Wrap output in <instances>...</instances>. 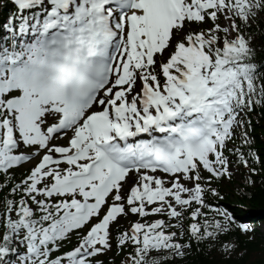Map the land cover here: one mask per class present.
<instances>
[{
	"label": "snow or ice",
	"instance_id": "6c2138e0",
	"mask_svg": "<svg viewBox=\"0 0 264 264\" xmlns=\"http://www.w3.org/2000/svg\"><path fill=\"white\" fill-rule=\"evenodd\" d=\"M254 117L264 0H0V264H239Z\"/></svg>",
	"mask_w": 264,
	"mask_h": 264
},
{
	"label": "trees",
	"instance_id": "16d2710c",
	"mask_svg": "<svg viewBox=\"0 0 264 264\" xmlns=\"http://www.w3.org/2000/svg\"><path fill=\"white\" fill-rule=\"evenodd\" d=\"M253 123L255 125L254 134L257 140V147H264V118L256 119L254 117ZM264 172H261L256 176L255 187L250 189V195H241L240 192L236 191V187L232 184H227L225 191V198L232 200L239 204L236 207V216L242 219L250 218L254 223L258 220L264 221ZM242 187V185H241ZM244 241L246 238L241 237ZM249 248V254L245 256L244 260L240 261L239 264H261L264 261V254L260 252V233L257 231V241L250 242L247 244ZM219 257L216 253L204 254L200 251L193 250L192 254L185 258L183 264H217ZM233 264V262H228Z\"/></svg>",
	"mask_w": 264,
	"mask_h": 264
},
{
	"label": "rangeland",
	"instance_id": "374dc122",
	"mask_svg": "<svg viewBox=\"0 0 264 264\" xmlns=\"http://www.w3.org/2000/svg\"><path fill=\"white\" fill-rule=\"evenodd\" d=\"M262 232H264V226L263 225H259V233L261 234Z\"/></svg>",
	"mask_w": 264,
	"mask_h": 264
}]
</instances>
